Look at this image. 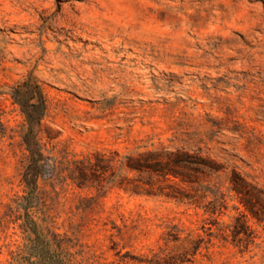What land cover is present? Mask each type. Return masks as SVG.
<instances>
[{
  "label": "rangeland",
  "instance_id": "1",
  "mask_svg": "<svg viewBox=\"0 0 264 264\" xmlns=\"http://www.w3.org/2000/svg\"><path fill=\"white\" fill-rule=\"evenodd\" d=\"M177 151L220 169L128 167ZM232 171L264 189V0H0V264L17 196L80 264H264Z\"/></svg>",
  "mask_w": 264,
  "mask_h": 264
},
{
  "label": "trees",
  "instance_id": "2",
  "mask_svg": "<svg viewBox=\"0 0 264 264\" xmlns=\"http://www.w3.org/2000/svg\"><path fill=\"white\" fill-rule=\"evenodd\" d=\"M169 162L174 165L200 163L212 171L220 169V166L211 160H205L178 151L168 156L166 161L154 158L150 152L139 157H132L129 159L128 167L137 171H143V168H147L152 171H161L163 174L177 173L174 168L167 167ZM230 183L231 189L235 192L238 201L244 206L246 211L253 217L260 215L264 218V189L247 181L235 171H232ZM23 200H25L23 196H17L12 199L13 207L11 206V210L14 213L19 212L15 214L16 218L22 219L23 230L28 233L22 246L18 247L17 250L11 251L8 264H80V262L75 260L74 253L71 251L73 245L70 244V239L66 235L53 230L46 218H40L36 208H30L27 203L23 204ZM21 209L24 210L23 214H20ZM209 209L207 211L213 213V210ZM244 217L245 214L240 213L235 218V223L233 224L234 234L247 230ZM216 222L214 221L212 224ZM207 229L210 230V227ZM209 233L211 235V232Z\"/></svg>",
  "mask_w": 264,
  "mask_h": 264
}]
</instances>
